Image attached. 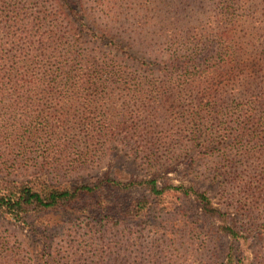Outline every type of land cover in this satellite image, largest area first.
Here are the masks:
<instances>
[{"label": "rangeland", "instance_id": "obj_1", "mask_svg": "<svg viewBox=\"0 0 264 264\" xmlns=\"http://www.w3.org/2000/svg\"><path fill=\"white\" fill-rule=\"evenodd\" d=\"M2 12L27 14L54 71L0 92V183L78 190L0 208V264H264V0H0Z\"/></svg>", "mask_w": 264, "mask_h": 264}, {"label": "trees", "instance_id": "obj_2", "mask_svg": "<svg viewBox=\"0 0 264 264\" xmlns=\"http://www.w3.org/2000/svg\"><path fill=\"white\" fill-rule=\"evenodd\" d=\"M0 18V22L6 24V41L0 43V92L25 93L33 80H44L46 73L54 71L50 68L49 48L44 47L43 40L36 35L37 30L33 34L25 26L29 22L27 14L16 12L10 15L2 12ZM143 183L153 194H160L164 190L158 187L155 178L147 179ZM83 188L88 189L86 186ZM173 189H180L181 193L193 194L204 211L214 212L205 193L182 185L174 186ZM77 190L51 188L43 182L36 184L27 182L20 185L0 183V208L13 214L51 208L74 197ZM224 228L227 234L237 236L231 227Z\"/></svg>", "mask_w": 264, "mask_h": 264}]
</instances>
